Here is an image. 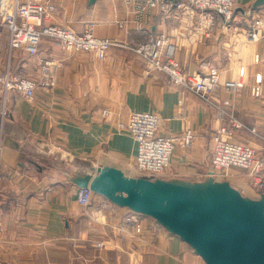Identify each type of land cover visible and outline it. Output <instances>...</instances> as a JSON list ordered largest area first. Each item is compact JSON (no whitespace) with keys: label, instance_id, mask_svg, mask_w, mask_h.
I'll list each match as a JSON object with an SVG mask.
<instances>
[{"label":"crops","instance_id":"crops-1","mask_svg":"<svg viewBox=\"0 0 264 264\" xmlns=\"http://www.w3.org/2000/svg\"><path fill=\"white\" fill-rule=\"evenodd\" d=\"M47 1L56 7L48 22L75 31L90 27L97 37L129 45L162 34L186 72H201L203 63L210 62L224 81L244 67L245 83L233 92L217 88L214 106L173 86L166 74L148 70L128 49L113 47L98 59L86 51L65 54L42 37L31 56L10 48L8 30L0 26V75L8 71L38 82L42 61L61 62L53 68L54 85L37 88L32 101L12 91L0 95V108L5 102L2 119L0 115V264H205L186 242L149 216L141 214L137 233L125 221L131 211L127 207L99 194L89 205L79 204L73 180L105 165L136 176L137 143L114 126L129 112L144 111L157 114L163 136L184 128L193 131L189 146L175 145L167 179L207 180L213 131L228 122L219 114L222 100L242 124L231 139L252 146L264 159V91L259 97L250 93L255 75L264 88V33L257 40L245 36L251 17L264 20V3L255 7L256 0H234L233 20L224 24L215 16L206 34L198 29L197 14L189 17L169 0L150 10L142 8L144 0ZM102 109L111 115L103 118ZM214 180H226L250 198L260 195L239 168H228Z\"/></svg>","mask_w":264,"mask_h":264},{"label":"built area","instance_id":"built-area-1","mask_svg":"<svg viewBox=\"0 0 264 264\" xmlns=\"http://www.w3.org/2000/svg\"><path fill=\"white\" fill-rule=\"evenodd\" d=\"M167 0H144L143 9L164 7ZM171 6L187 11L188 16L197 14L198 29L208 34L213 28L215 16H219L224 24H229L235 14L234 0H169ZM56 12V7L47 0H0V26L8 30V44L10 48H17L35 55L42 37L49 38L65 54L78 51L92 52L98 59H104L113 47L128 49L141 58L148 70H154L167 75L168 81L175 87L189 90L200 96L209 104H214L216 89L220 86L226 92H233L245 83L246 71L240 67L234 78L220 80L218 68L210 62L203 63L204 70L189 73L183 70L167 46L168 38L160 34L149 36L146 40L135 45L126 44L117 38L97 37L90 27L82 31L48 22V18ZM122 28L124 22L116 21ZM264 33V20L258 16L251 17L245 36L250 40H257L260 33ZM260 59L254 55V62ZM61 62L44 60L40 64L42 77L36 82L18 74L5 71L0 75V95L4 98L10 91L22 98L32 101L37 88L50 89L54 85L53 68ZM259 76H254L250 93L254 97L263 94ZM5 102L0 108L1 119L5 113ZM214 106H216L214 104ZM219 112L227 119V123L220 124L212 134L211 169L207 177L215 179L223 175L228 168H239L246 172L251 187L258 193L264 191V159L257 155L256 150L247 144L235 142L231 139L234 133L242 128V124L234 117L233 107L227 100H222ZM111 115L109 109H102L101 116ZM117 132L128 133L137 143V152L133 163V172L138 177L148 179H167L173 150L176 144L189 146L194 138L190 128H184L173 136L159 134V118L155 112H129L125 120L115 122ZM255 132V128H250ZM2 144V130L0 125V148ZM93 193L89 188L78 187L76 200L87 206L91 203ZM141 214L130 211L125 221L133 225L135 232L141 231ZM97 246L102 243L98 242Z\"/></svg>","mask_w":264,"mask_h":264},{"label":"water","instance_id":"water-1","mask_svg":"<svg viewBox=\"0 0 264 264\" xmlns=\"http://www.w3.org/2000/svg\"><path fill=\"white\" fill-rule=\"evenodd\" d=\"M263 3L256 0L254 6ZM73 181L117 206L153 218L205 264H264V192L250 198L226 180H152L107 165Z\"/></svg>","mask_w":264,"mask_h":264}]
</instances>
